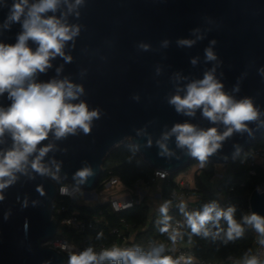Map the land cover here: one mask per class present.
<instances>
[{
	"label": "water",
	"instance_id": "obj_1",
	"mask_svg": "<svg viewBox=\"0 0 264 264\" xmlns=\"http://www.w3.org/2000/svg\"><path fill=\"white\" fill-rule=\"evenodd\" d=\"M18 2L0 0V44L15 45L23 31L25 16L8 21ZM38 2L28 0V6ZM69 5L75 0H60L55 11L42 16L79 28L63 48L71 61L51 58L50 67L37 71L31 82L68 80L81 86L83 93L69 102H83L99 117L93 118L88 133L78 128L58 139L54 129L50 131L24 170L15 173V181L0 190V264H67L63 254L44 246L58 231L53 215L57 185L74 183L92 192L106 155L126 140L153 170L175 174L186 169L196 157L177 146L175 135L162 141L164 133L183 123L197 130L215 127L219 134L227 128L204 117L202 109L188 116L169 103L206 72L215 69L222 90L237 101L251 99L259 116L245 122L247 131H234L222 141L204 162L225 166L264 132V0H82L72 11ZM183 39L194 43L181 46L178 41ZM141 45H148L147 50ZM27 46L35 51L39 45L29 39ZM208 48L216 60L206 59ZM12 103L8 91L0 94V109L6 111ZM157 141L166 143L171 154L161 155ZM14 143L6 130L0 136V158ZM48 145L52 147L41 164L56 173L55 180L32 168L39 149ZM84 167H90L92 175L78 184L74 174ZM248 207L251 215L264 217V184L250 193Z\"/></svg>",
	"mask_w": 264,
	"mask_h": 264
},
{
	"label": "clouds",
	"instance_id": "obj_2",
	"mask_svg": "<svg viewBox=\"0 0 264 264\" xmlns=\"http://www.w3.org/2000/svg\"><path fill=\"white\" fill-rule=\"evenodd\" d=\"M59 3L60 0H39L38 3L29 7L28 0H19L18 3L13 4L8 17V21L11 22H19L22 15L25 19L22 23L23 31L17 43L15 45L0 44V94L8 91L13 100L6 111L0 109V136H3L7 130L12 134L15 142L13 149L0 158V190L15 181V173L24 170L29 155L37 150V145L48 137L50 131L54 129L58 139L67 134H75L78 128L88 133L93 118L99 117V112L89 111L85 103L69 102L83 93L81 86L74 85L68 80H52L48 83L31 82V78L37 71L44 72L50 67L51 58L59 55L66 61H71L70 56L64 55L63 48L65 42L72 40L79 33V28L62 23L54 16L49 18L42 16L50 10L55 11ZM81 3L82 0H75V5H69V11ZM29 39L38 43L39 46L35 51L27 46ZM193 43L194 41L187 39L178 41L181 46L190 47ZM212 43L214 44L215 41ZM141 47L147 50L148 45H141ZM205 54L207 60H216L211 48L206 49ZM192 62L195 64L196 61ZM214 71L215 69L206 72L202 80L187 84L186 94L172 96L169 103L175 106L178 113L188 116H194L197 109H202L204 117L213 123L222 122L227 126L226 131L219 134L215 127L197 130L194 125L183 123L174 125L171 131L164 133L162 137V141H167L170 136L175 135L177 146L187 147L190 154L201 162L216 152L221 147V142L231 136L234 131H247L245 122L255 121L259 116L251 99L237 101L225 93L222 90L223 85L215 78ZM162 141H157L162 150L160 154H171L166 143ZM51 147L48 145L39 149V155L32 162V168L42 175H51L55 180L56 173L50 172L41 164L42 158ZM56 171H59V165L56 166ZM91 175V168L84 167L78 170L73 178L78 184H83ZM37 190L43 194L42 189ZM61 191L66 192L67 189H61ZM3 199V195H0V200ZM168 204L169 202H166L160 208V212L165 217L162 232L169 231ZM184 207L181 203V212H184ZM234 212V207L224 210L216 202H211L206 204L202 211L184 212V215L192 233H202L204 236L211 234L206 227L210 222L219 228L221 219L225 220L228 225L227 239L233 240L240 237L243 232L241 225L234 219ZM243 219L245 223L255 228L261 237L260 244L264 245V217L252 214ZM177 235L178 233L173 230L170 238L175 241ZM162 252V246L155 247L148 253H143L138 248L123 250L113 248L97 254L92 248H88L79 254L71 255L68 264H102L105 260H111L113 264L117 262L179 264L178 260H173L170 256H162ZM244 264H259V262L253 256L245 259Z\"/></svg>",
	"mask_w": 264,
	"mask_h": 264
},
{
	"label": "built area",
	"instance_id": "obj_3",
	"mask_svg": "<svg viewBox=\"0 0 264 264\" xmlns=\"http://www.w3.org/2000/svg\"><path fill=\"white\" fill-rule=\"evenodd\" d=\"M247 151L248 153L240 165L246 169L248 176H254L257 166L264 165V150L253 147L252 149H247ZM167 175L163 171L154 170L153 178L150 181L140 179L131 188H127L118 177L113 176L109 171L108 176L98 181L95 189L89 193H85L79 185L74 183L58 184L56 199L59 203L56 213L60 215L65 214L61 224L79 237L78 240L68 239L67 237L59 236L57 231L54 238L45 243L44 246L63 254L67 264L71 255L79 254L88 248H92L97 254L113 248L122 250L138 248L141 252L148 253L153 248L159 246L163 247L162 256H170L173 260H178L179 264H244L245 259L233 254H226L224 257L215 260L198 258L194 253L193 242L184 238V229L188 225L184 212L202 211L203 207L211 202H216L221 209H225L230 201L234 188L229 187L225 193H222L216 184L218 180L222 179V174L216 172L210 179V185L215 192L214 197H203L195 192L194 185L191 186L186 181L175 179L176 188L169 190L163 195L162 181L166 179ZM157 181L161 182L160 192L154 193L150 197V189ZM262 184L264 183L260 185ZM260 185H257L255 188ZM61 189H67V191L62 192ZM78 198L82 200H97L98 204H107L115 214L131 210L134 206L147 199H155L158 202L159 208H154L153 211L156 213L155 218L158 222H165L164 214L160 212V208L163 204L169 202L167 211V216L170 217L167 221L169 231L160 233L162 236L155 235L154 239H146L142 233L152 225V217L146 220L143 227L120 219L118 226L110 229V234L114 237L111 243H93L92 238L87 236L85 231L104 223V219L101 213L89 218H79L74 211L70 210V206L64 204V200L73 202ZM181 203L185 206L184 212H181ZM250 215L249 207H247V212L242 214V219ZM249 226L254 230L256 236L254 249L249 257L254 256L257 258L259 264H263L264 245L259 242L261 239L259 233L252 225L249 224ZM173 230L178 233L175 241L170 238ZM117 264H122V262H117Z\"/></svg>",
	"mask_w": 264,
	"mask_h": 264
},
{
	"label": "trees",
	"instance_id": "obj_4",
	"mask_svg": "<svg viewBox=\"0 0 264 264\" xmlns=\"http://www.w3.org/2000/svg\"><path fill=\"white\" fill-rule=\"evenodd\" d=\"M259 139H264V132ZM254 142L251 146L258 147V142ZM264 148V142L260 146ZM198 158H194L191 164L186 168H190L199 163ZM203 167L196 170L193 176V185L195 192L203 197L215 196L210 185V179L217 172L216 165L202 162ZM225 170L222 174V179L217 181L219 191L225 193L229 187H233L230 201L224 210L228 207H234V219L243 229L242 235L233 240H228L226 236L227 222L221 219L219 228L211 222L206 226L210 235L204 236L201 234L192 233L191 228L187 225L184 229V238L189 239L194 244V253L198 258L205 260H215L224 257L226 254H233L239 258L246 259L250 256L255 245V233L249 224L242 219V214L247 212V198L257 185L264 183V165L257 166L254 176H248L247 171L235 159L225 165ZM120 179L122 184L127 188H131L137 180L150 181L153 178L154 170L146 164L142 158L136 153L129 141H125L119 146L112 149L105 157L102 165V173L99 181L108 176V172ZM51 179V175H48ZM176 175L168 174L166 179L162 181V192L165 195L169 190L175 189L174 183ZM63 184V183H59ZM58 200L54 201L53 215L58 222V232L61 231L64 237L68 239L78 240V235L67 230L61 221L65 214H57ZM64 204L70 206V210L74 211L79 218L93 217L99 213L102 214L104 223L94 226L90 230H86L85 234L90 236L93 243L108 244L114 240L110 234V229L118 226L119 220L124 219L128 223H134L139 227H143L148 218L152 217V225L147 228L142 234L146 239H154L155 235H161V229L165 222L156 221V213L151 210V206L147 201H142L134 206L131 210L115 214L107 204H96L94 206L80 205L76 201L70 202L64 200ZM175 216V215H174ZM173 216V217H174ZM218 233V234H217ZM102 264H113L110 260H105Z\"/></svg>",
	"mask_w": 264,
	"mask_h": 264
},
{
	"label": "rangeland",
	"instance_id": "obj_5",
	"mask_svg": "<svg viewBox=\"0 0 264 264\" xmlns=\"http://www.w3.org/2000/svg\"><path fill=\"white\" fill-rule=\"evenodd\" d=\"M260 141L258 142V148H260V146L263 144L264 139H259ZM253 146H250L248 149H252ZM263 149L264 148H260ZM248 151H245V153H243L240 157H238L236 160L239 162V164H241V161L245 158V156L247 155ZM203 167V163L200 161L199 163H197L196 165L188 168V169H183L177 173H175L176 177L175 180H183L188 182L191 186L193 185V175L194 172L196 170H198L199 168ZM216 170L217 172H220L221 174H223V171L225 170V167L223 165H216ZM161 189V182L157 181L152 188L150 189V197L151 195H153L154 193H159ZM149 205L151 206V210L153 211L154 208H159L158 207V202L157 200H152V199H147L146 200ZM76 202L80 205H87V206H94L97 204V200H82L80 198L76 199ZM59 236H64L63 233L61 231L58 232Z\"/></svg>",
	"mask_w": 264,
	"mask_h": 264
},
{
	"label": "crops",
	"instance_id": "obj_6",
	"mask_svg": "<svg viewBox=\"0 0 264 264\" xmlns=\"http://www.w3.org/2000/svg\"><path fill=\"white\" fill-rule=\"evenodd\" d=\"M196 172V171H195ZM195 172H194V174H195ZM194 176V175H193Z\"/></svg>",
	"mask_w": 264,
	"mask_h": 264
}]
</instances>
